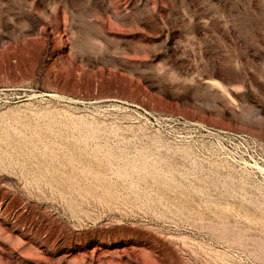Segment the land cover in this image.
<instances>
[{"label":"rangeland","instance_id":"1","mask_svg":"<svg viewBox=\"0 0 264 264\" xmlns=\"http://www.w3.org/2000/svg\"><path fill=\"white\" fill-rule=\"evenodd\" d=\"M0 264H264V0H0Z\"/></svg>","mask_w":264,"mask_h":264}]
</instances>
